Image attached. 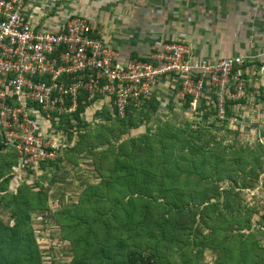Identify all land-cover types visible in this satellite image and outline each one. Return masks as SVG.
<instances>
[{
    "label": "rangeland",
    "instance_id": "1",
    "mask_svg": "<svg viewBox=\"0 0 264 264\" xmlns=\"http://www.w3.org/2000/svg\"><path fill=\"white\" fill-rule=\"evenodd\" d=\"M257 89L246 86L247 98L221 124L204 106L202 116L188 111L173 88L166 105L152 100L125 117L80 104L76 118L47 132L62 148L55 163L23 170L0 152V222L13 228L15 212L26 213L38 264H70L84 252L86 264H125L127 255L134 264H215L226 262L227 250L230 264L242 255L264 264V88ZM156 184L171 189L163 195L173 206L120 210L133 185L156 196ZM40 196L43 208L19 202Z\"/></svg>",
    "mask_w": 264,
    "mask_h": 264
},
{
    "label": "built area",
    "instance_id": "2",
    "mask_svg": "<svg viewBox=\"0 0 264 264\" xmlns=\"http://www.w3.org/2000/svg\"><path fill=\"white\" fill-rule=\"evenodd\" d=\"M23 3L0 0V152L10 151L23 170L55 163L62 148L47 132L78 104L100 103L122 117L170 78L188 111L202 116L204 106L221 124L247 98L245 58L195 65L185 44L164 41L146 57L122 59L84 18L45 31L23 19Z\"/></svg>",
    "mask_w": 264,
    "mask_h": 264
},
{
    "label": "crops",
    "instance_id": "3",
    "mask_svg": "<svg viewBox=\"0 0 264 264\" xmlns=\"http://www.w3.org/2000/svg\"><path fill=\"white\" fill-rule=\"evenodd\" d=\"M73 16L84 18L122 59L146 57L160 43L178 41L188 47L195 65L213 64L226 58L247 59L244 71L247 92L264 88L261 70L264 0H24L23 3V19L45 31L60 30ZM175 85V80L164 78L154 90V101L166 105Z\"/></svg>",
    "mask_w": 264,
    "mask_h": 264
},
{
    "label": "trees",
    "instance_id": "4",
    "mask_svg": "<svg viewBox=\"0 0 264 264\" xmlns=\"http://www.w3.org/2000/svg\"><path fill=\"white\" fill-rule=\"evenodd\" d=\"M152 100L151 99L149 102H146L145 104H151ZM80 104L77 105L72 117H77L80 109ZM184 107L187 109V104L184 105ZM132 110V108H128L123 117L127 116L129 111ZM2 149L0 145V150ZM8 156L14 157L13 154L8 151L7 154ZM48 164H53V163H48ZM140 176L143 174L140 173ZM127 182H131L132 179L127 180L124 179ZM135 183V181H134ZM133 182L131 184H134ZM157 195L154 196L147 189H137L135 185H133V188L129 190L128 193L124 194L121 199L118 200L120 210L127 212V210H130V212L134 211L136 208L138 210H144L147 208L149 203H156L155 206H160L158 204H161L162 202V207L165 206H173V203H171L170 199L165 200L164 193L171 191L169 187H164V185H157ZM172 187V186H171ZM134 194H136V197H132ZM154 194V193H153ZM127 197L126 202H123V198ZM145 197L146 200L143 198ZM19 202L21 203V206L23 207H29L30 209L32 208H43V199L40 197L37 198V201H31L30 204H27L26 201L20 200ZM142 212V211H139ZM138 212V213H139ZM25 212H19L16 211L15 215L18 216V221L17 224L13 228H8L6 226H3L2 223L0 222V264H38V257L36 253V247L33 241L31 229L28 226V220L25 216ZM136 215V214H134ZM130 216H126L128 220L132 221L130 219ZM129 217V218H128ZM235 252V251H234ZM241 255L245 254V250L242 249ZM86 252H84L83 256L80 257H74L70 264H86ZM231 253L229 250L226 251L225 254H227L224 258L226 262H216L215 264H230L232 263L230 261ZM240 258V263L239 264H249L246 261L245 255L241 256ZM126 263L125 264H134L135 263V257H132V255H127L125 257ZM230 262V263H229ZM259 264V263H258Z\"/></svg>",
    "mask_w": 264,
    "mask_h": 264
}]
</instances>
